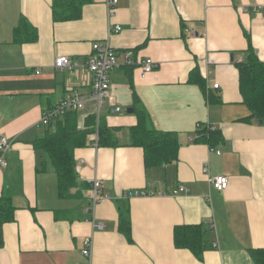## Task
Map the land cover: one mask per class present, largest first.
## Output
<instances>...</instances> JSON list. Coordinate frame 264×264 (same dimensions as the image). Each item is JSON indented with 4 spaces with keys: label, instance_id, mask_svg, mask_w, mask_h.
<instances>
[{
    "label": "crops",
    "instance_id": "obj_1",
    "mask_svg": "<svg viewBox=\"0 0 264 264\" xmlns=\"http://www.w3.org/2000/svg\"><path fill=\"white\" fill-rule=\"evenodd\" d=\"M56 2L0 0V138L11 142L0 197L16 208L3 228L0 264H256L252 251L264 250V123L247 119L236 64L249 45L264 63V0H119L112 16L106 0ZM23 21L36 35L18 43ZM117 25L122 31L111 32ZM98 42L111 45L119 64L102 107L91 98L88 70L54 66L58 57L83 64ZM128 51L156 69L143 77L139 64L126 65ZM76 95L86 99L78 127L95 116L118 130L121 146L94 147L91 134L74 153L84 189L65 199L33 143L46 134L45 113ZM139 110L155 129L177 135L176 162L146 165L144 150L130 145ZM203 128L218 139L197 141ZM216 176L229 179L226 190L213 188ZM95 179L102 195L93 206ZM197 225L210 231L202 260L175 244L177 227ZM87 240L91 260L83 255Z\"/></svg>",
    "mask_w": 264,
    "mask_h": 264
},
{
    "label": "trees",
    "instance_id": "obj_2",
    "mask_svg": "<svg viewBox=\"0 0 264 264\" xmlns=\"http://www.w3.org/2000/svg\"><path fill=\"white\" fill-rule=\"evenodd\" d=\"M55 4H57L55 0ZM56 20H60L54 7ZM27 28L28 33H25ZM23 29V30H22ZM36 35L27 21H23L15 30V41H25V34ZM246 59L236 64L239 70V88L243 102L251 116L264 123V63L258 58L252 45L245 52ZM193 78V79H192ZM191 80L196 81L202 88L204 82L198 72H193ZM138 112V123L129 129L130 145L144 150L146 165H168L178 160L179 142L175 133L164 132L151 126L150 117L145 111ZM247 119L245 121H247ZM117 129L108 127L95 116L86 119L85 128L78 127L76 111L68 112L65 116L48 125L44 137L37 139L33 146L37 153L46 156L51 162L58 178L59 195L61 198L72 199L80 197L84 189L76 171L75 150L87 146L91 134L98 136V147L116 148L121 146L116 136ZM201 137L197 141H212L218 139V133L211 129H200ZM41 172L46 171V161L41 162ZM16 208L9 196L0 197V248L3 247V228L5 224L15 219ZM122 228L130 231L129 222L121 220ZM209 229L205 225L182 226L175 230V244L179 249L191 251L199 260L210 245ZM256 264H264V250L252 251Z\"/></svg>",
    "mask_w": 264,
    "mask_h": 264
},
{
    "label": "built area",
    "instance_id": "obj_3",
    "mask_svg": "<svg viewBox=\"0 0 264 264\" xmlns=\"http://www.w3.org/2000/svg\"><path fill=\"white\" fill-rule=\"evenodd\" d=\"M119 0H106V5L108 13L110 16L113 15L114 9L118 4ZM264 19V14H263ZM122 31V27L117 25L111 32L119 33ZM126 65L129 67L140 65L142 70V76L152 73L156 69L155 63L148 59L146 61L137 62L134 58V53L128 51L125 53ZM55 68L57 69H68L73 71L78 68H85L91 74V86H92V99L98 102L99 107L104 106L110 98V89H111V73L115 71L118 67V53L111 47L110 44L106 43H95L93 45L92 55L82 64L79 61H73L69 57H58L54 63ZM40 72H37L39 74ZM219 88V85L215 86ZM86 99L83 96L76 95L69 99L63 100L55 107L49 109L41 123L44 126H48L53 121L65 116L68 112L80 111L85 107ZM120 111L119 108L116 109ZM198 128H201V125H198ZM94 147H98V136L95 135L93 144ZM11 148V142L5 138H0V165L5 166L4 157L6 153ZM216 150L212 149L211 152ZM220 155V152H216ZM211 184L213 188L219 191H224L229 186V179L224 176H216L211 179ZM180 191H184V188H180ZM92 191L93 199L92 204L95 206L100 202V197L102 195V183L100 180L95 179L92 182ZM138 194H131L129 197H135ZM93 253V243L91 240L85 242V248L83 250V255L91 260Z\"/></svg>",
    "mask_w": 264,
    "mask_h": 264
},
{
    "label": "rangeland",
    "instance_id": "obj_4",
    "mask_svg": "<svg viewBox=\"0 0 264 264\" xmlns=\"http://www.w3.org/2000/svg\"><path fill=\"white\" fill-rule=\"evenodd\" d=\"M121 108H122V113H123V114H127L128 107H125V108H124V107L122 106Z\"/></svg>",
    "mask_w": 264,
    "mask_h": 264
},
{
    "label": "water",
    "instance_id": "obj_5",
    "mask_svg": "<svg viewBox=\"0 0 264 264\" xmlns=\"http://www.w3.org/2000/svg\"><path fill=\"white\" fill-rule=\"evenodd\" d=\"M128 113L132 114L134 111L132 109L127 111ZM260 123H262V121H260Z\"/></svg>",
    "mask_w": 264,
    "mask_h": 264
}]
</instances>
